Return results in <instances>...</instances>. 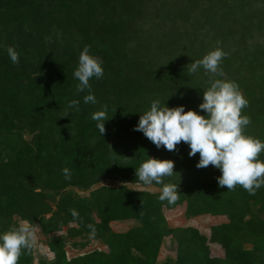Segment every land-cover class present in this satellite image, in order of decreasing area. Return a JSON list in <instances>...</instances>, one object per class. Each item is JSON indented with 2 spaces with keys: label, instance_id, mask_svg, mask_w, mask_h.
Returning a JSON list of instances; mask_svg holds the SVG:
<instances>
[{
  "label": "trees",
  "instance_id": "trees-1",
  "mask_svg": "<svg viewBox=\"0 0 264 264\" xmlns=\"http://www.w3.org/2000/svg\"><path fill=\"white\" fill-rule=\"evenodd\" d=\"M54 1L55 7L46 14L38 8V0H0V29L17 26L38 35L53 27L56 33L60 31L59 22L51 16L56 11L71 15L83 10L92 17L98 7L106 4L105 0ZM140 1L148 6L155 0ZM157 1L166 14L159 15L157 25L142 31L139 25L127 23L126 28L115 26L106 31L107 35L94 36L88 42L95 44L110 63L118 64L117 60L124 57L130 64L136 60L143 71L131 79L129 86L114 93L113 100L104 101L96 95L95 105L83 102L87 93H77L78 80L59 76L44 82L40 92L36 88L27 96L23 93L26 99L19 106L14 95L23 90L17 83L11 85L18 80V64L11 62L8 46H2L6 40L0 39V231L11 226L13 216L38 224L45 236L75 223L76 227L68 229L69 239L81 235L89 238L86 225L94 224L97 234L90 239L100 240L106 248L68 259L66 241L54 237L47 243L54 259L40 264H156L162 240L169 236L177 245L173 264H264V187L255 195L239 185L232 190L221 188L217 181L221 172L211 165L197 168L199 153L189 157L186 143L181 142L174 151L157 149L142 132L134 130L140 113L150 107L153 99H160L168 107L183 105L186 111H200L203 90L210 78L216 77L205 74L203 68L189 74L187 67L219 46L228 53L221 64L224 78L237 82L248 100L242 112L252 121L246 134L264 140V0H175L170 3L171 11L168 1ZM137 10L147 12L145 8ZM173 18L181 23L177 25ZM10 45L18 47L19 42L13 39ZM33 49L29 56L19 58V63L20 59L21 63L36 57L41 60L40 49L36 45ZM48 54L52 53L42 55ZM129 63L128 69H134ZM109 80L108 76L106 82ZM90 84L93 87V80ZM72 100L80 101L79 112L68 107ZM103 104L109 106L108 120L105 133L99 135L91 116ZM19 114L24 120L19 121ZM23 126L30 132L38 131L31 145L16 134L15 130ZM46 127L48 132L44 134ZM147 156L174 161L175 174L164 178V183L178 185L180 195L174 204L161 202L160 193L124 186L99 187L82 199L73 196L72 191H64L55 211L46 202L52 195L44 190H85L107 177L138 182L136 168ZM259 158L264 160V152ZM64 168L69 169L70 179H65ZM182 202L193 216L208 214L228 219L209 239L223 248L225 258H211L206 238L196 230L167 227L163 208L171 209ZM70 209L78 211L80 221H73ZM124 220H135L137 226L123 234L110 231V222ZM80 246L84 248L86 243ZM132 250L137 255L131 254ZM18 264H32L30 250L21 255Z\"/></svg>",
  "mask_w": 264,
  "mask_h": 264
},
{
  "label": "clouds",
  "instance_id": "clouds-1",
  "mask_svg": "<svg viewBox=\"0 0 264 264\" xmlns=\"http://www.w3.org/2000/svg\"><path fill=\"white\" fill-rule=\"evenodd\" d=\"M7 54L14 65L19 64L20 53L15 46H8ZM227 55L217 46L187 67L189 74H196L203 68L205 74L216 77L210 78L209 86L203 90L202 103L198 106L200 111H186L183 105L168 107L160 99H153L150 107L140 113L134 130L142 132L157 149L163 147L174 151L178 144L186 143L190 148L189 157L199 153L197 168L211 165L221 172L217 177L219 187L232 190L239 185L250 195H255L257 190L264 187V160L259 158L264 152V140L246 134L252 122L250 116L242 114L248 106V100L237 82L224 78L221 64ZM103 76L102 60L90 54V46L85 45L73 72V77L79 81L76 85L77 93L87 90L83 96L85 104L98 103L90 80H99ZM79 104V100H72L68 107L79 112ZM108 111L109 106L103 104L92 113L91 119L96 122L99 135L106 131ZM62 172L65 179L71 178L68 168L62 169ZM174 174V161L148 156L136 168L138 182L144 186L153 183L162 185L158 199L170 205L179 199L180 193L178 185L164 183V178ZM70 212L74 222L80 221L76 209H70ZM86 227L89 229V238H94L97 234L95 225L87 224ZM35 239L36 225L28 220H21L18 225L0 231V264H18L21 255L32 248Z\"/></svg>",
  "mask_w": 264,
  "mask_h": 264
},
{
  "label": "rangeland",
  "instance_id": "rangeland-1",
  "mask_svg": "<svg viewBox=\"0 0 264 264\" xmlns=\"http://www.w3.org/2000/svg\"><path fill=\"white\" fill-rule=\"evenodd\" d=\"M166 1H168V9L171 11L173 4L170 5V3H172V1L175 2V0ZM104 2H106V4L98 7V12H95V15L92 17L88 16L83 10L71 15H61L58 11H56L55 14H52L51 16L55 17L57 23L59 22L58 27L61 32L59 31L53 33V27L51 31L48 29H42L44 32L38 35L32 34L30 31H26V29L20 30L17 26L8 30H5L4 28L0 29V39L2 37L4 41L6 40L5 44L2 43L3 47H5V45L10 46V42L13 39H16L19 42V46H15L17 51L20 53L19 58L29 56L34 50V45H36L38 49H40V52H42L40 56L41 60L40 58L36 57V59L33 61L27 60V62L21 63L20 59V63L17 65L19 68V77L18 80L16 82H12L11 85H15V83H17V85H19V87H21V89L24 91L21 93L18 92L16 95H14V101L18 103L19 106L23 104L22 100L26 99L23 98V93L25 96H27V94H31V92H29L30 90L36 88L37 90L39 89L38 92H40L41 89H44L42 88V84H44V82H50V80L59 76L63 78V80H66L67 78L73 79V72L78 64L79 54L85 45L90 46V54L99 57L103 62V78L99 80L95 78L92 79V92L94 93L96 99V95H99L104 101L113 100L115 98L114 93L119 92L124 87L129 86L131 84V79L133 81L141 74V72H143L141 66L135 64V59V61H133L134 64H130L129 60L126 62L124 57L123 60H117L118 64L110 63L108 59L102 58L104 54L95 48V44H89L88 42L94 36L99 37L100 35H107V32L113 30L115 26L117 28L123 26L124 28V25L127 23L136 26L139 25L142 31L148 29L153 25H157V23L160 21L159 15H166L165 12H163L164 10L161 12V9H159L161 6L157 0L153 2L149 1V3L146 2L149 5L154 3L155 5L153 7L149 5L144 6L140 0H105ZM55 4L56 2L54 0H38V8L46 14L55 7ZM139 7L145 8L144 11L147 12H138L137 8ZM173 21L177 25L181 23L180 19L176 20V18H173ZM138 35L142 34L139 33ZM137 38L139 37L137 36ZM48 52H51L52 54H48L47 57L42 55L43 53ZM127 63H129L131 66L134 65V69H128L126 66ZM44 67L46 68L45 71L42 70ZM106 74H109L108 76L110 77L108 82H106L108 79ZM85 93H87V90ZM42 118L44 119L43 116ZM21 120H24V118L19 114V121ZM23 127V129L19 128L15 130L17 136L20 134L21 141L25 144H33L38 131L30 132L27 127ZM47 128L48 127L44 129V134H47ZM21 159L22 158H20V160ZM39 165L37 167H39ZM120 186H124L125 188L133 191L149 193H160L161 190V187L159 185H155L154 183L151 186H144L140 182L136 181L123 182L121 179L117 180L107 177L105 179L103 178L102 180H99L98 182L96 181V183L93 185L85 187V190L68 187L65 190L57 192L50 190L44 191L46 193L48 192L47 194L52 195V198H48L49 200L46 202L51 207V210L55 211L57 210L60 197L63 196V193H65L64 191H72L73 196L82 199L88 198L90 193L99 187L117 188ZM39 190L40 189H36V191ZM51 213L47 214V216H50ZM91 216L95 222L98 223V217L94 214V212L91 214ZM163 216L166 225L169 228L194 229L199 234L203 235L207 240L206 245L211 258L226 257L223 248L219 244L209 241L211 235L219 230L220 225L228 223V219L225 216H212L208 214L193 216L188 209L186 202L175 205L171 209L163 208ZM260 217L263 218V216ZM21 220L23 219L18 216H13L11 226L18 225ZM35 225L36 239L32 248L30 249L32 255V264H40L41 261H52L54 259V254L47 246L48 241L54 237H63L66 241L64 249L68 259L78 256L82 252H92L94 250L106 251V248L102 245L100 240H92L90 238H85L82 235L76 236L73 239L66 238L68 229L76 227L75 223L70 222L66 226H62L60 231L53 232L49 236H45L42 233L38 224ZM136 226L137 222L135 220L113 221L109 223L110 231L118 234H123ZM87 239L89 240L86 241ZM73 243L76 245L74 246ZM84 243H86V246L82 248L80 245ZM131 254L137 255V252L132 250ZM176 259V242L171 238V236L165 237L162 240L161 246L159 248L156 264H165L168 262L173 264Z\"/></svg>",
  "mask_w": 264,
  "mask_h": 264
}]
</instances>
